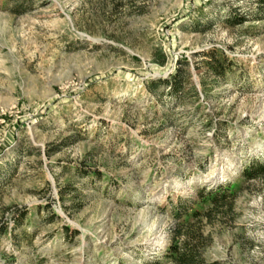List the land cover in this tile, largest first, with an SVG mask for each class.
Instances as JSON below:
<instances>
[{
    "label": "rangeland",
    "instance_id": "1",
    "mask_svg": "<svg viewBox=\"0 0 264 264\" xmlns=\"http://www.w3.org/2000/svg\"><path fill=\"white\" fill-rule=\"evenodd\" d=\"M254 160L262 0H0V264H172L191 224L205 264H264ZM218 184L232 209L198 196Z\"/></svg>",
    "mask_w": 264,
    "mask_h": 264
},
{
    "label": "trees",
    "instance_id": "2",
    "mask_svg": "<svg viewBox=\"0 0 264 264\" xmlns=\"http://www.w3.org/2000/svg\"><path fill=\"white\" fill-rule=\"evenodd\" d=\"M264 2V0H262ZM209 59L207 64L211 68L214 74L222 75L225 71V57H218L214 51L208 52ZM182 69H178L177 73L172 75L171 78L167 79H151L147 81V86L150 91L158 94L157 86L160 83H171L170 89L171 93L178 94L182 89ZM264 172V164L260 161L254 160L253 164L248 165L243 170L242 174L246 178H254ZM231 185L218 184L217 186L210 187L208 189L202 188L198 190V196L201 198L205 204L212 206V209H218L223 206L226 201H230L228 208L232 209L234 194L231 190ZM191 202H193L191 200ZM176 216L180 218L188 213L192 208V205H188L187 202L181 201L180 205L177 207ZM198 209H193L192 214H197ZM182 228H185L182 226ZM179 228L177 232L173 234V238H178L182 236V241L178 245H171L166 252V256L172 264H205L204 257L202 255L203 247L208 243V237L204 235L201 227L194 226L193 224L188 225L185 230ZM145 264H160L159 259L155 260L153 263Z\"/></svg>",
    "mask_w": 264,
    "mask_h": 264
}]
</instances>
